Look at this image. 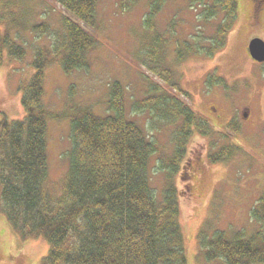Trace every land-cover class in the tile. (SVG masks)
<instances>
[{
	"label": "trees",
	"instance_id": "16d2710c",
	"mask_svg": "<svg viewBox=\"0 0 264 264\" xmlns=\"http://www.w3.org/2000/svg\"><path fill=\"white\" fill-rule=\"evenodd\" d=\"M58 1L70 14L62 16L64 31L53 36L46 23L33 27V31L46 33L53 40L49 49L40 47L33 56L31 66L35 72L22 98L25 115L21 119H0V189L12 227L24 237L46 238L50 249L43 264H190L175 178L188 154L194 127L207 137L213 130L209 121L184 100L190 98V93L180 86L164 51L168 35L154 33L152 18L162 0L153 2L144 20L145 29L152 35L145 45L142 63L180 97L148 81L146 97L135 100L132 108L137 114L148 113L149 133L132 119V113L128 116L126 89L119 81L110 84L104 116L91 108L72 105L69 114L65 112L70 120L72 147L67 152L68 170L61 192L49 171L48 117L60 115L53 113L44 100L45 70L54 57L59 58L66 74L88 70L90 55L100 39L92 32L99 25V0ZM193 2L201 7L198 31L189 41L176 40L178 61L192 53L217 55L239 19L238 0ZM5 19V14H0V26ZM15 38L10 32H0V65L4 53L12 59L25 58L26 48ZM210 75L209 86L214 82ZM167 127H173L170 140L174 147L163 157L158 155L157 134ZM237 130L230 122L228 132ZM224 133L221 135L227 138ZM233 148L227 144L210 152V161H227L233 156ZM157 156L158 162L151 167ZM154 168L167 180L161 191L151 184ZM250 216L258 226L252 234L242 229L229 235L220 229L211 236V223L207 224L206 232L202 230L198 239L208 262L222 259L225 264H264V192Z\"/></svg>",
	"mask_w": 264,
	"mask_h": 264
},
{
	"label": "rangeland",
	"instance_id": "374dc122",
	"mask_svg": "<svg viewBox=\"0 0 264 264\" xmlns=\"http://www.w3.org/2000/svg\"><path fill=\"white\" fill-rule=\"evenodd\" d=\"M154 1L99 0V25L92 32L100 43L90 55L89 69L66 74L59 58L54 57L45 70L44 100L53 113L60 115L59 118L48 117L50 178L59 192L68 170L67 152L72 147L70 120L65 116L72 105L91 108L104 116L110 84L119 81L126 89L128 116L132 113V119L149 133L148 113L137 114L132 108L135 100L146 97L148 81L160 84L169 95L180 97L179 92L142 63L145 45L152 35L145 29L144 20ZM193 1L162 0L152 21L154 33L168 35L169 43L164 51L180 86L190 93V98L184 100L209 121L213 130L212 136L207 137L194 127L196 131L189 140L188 154L181 161L175 178L188 259L190 264H225L222 259L206 260L198 236L202 230L206 232L209 223L211 236L220 229L227 230L229 235L242 229L252 234L258 229L250 213L264 192V62L250 56L247 43L252 36L264 39V19L253 22L254 0H238L239 19L223 50L214 57L192 53L178 61L176 40L189 41L191 34L198 31L197 16L201 7ZM257 2L262 3V0ZM0 14L6 16L0 32H10L14 38L17 34L19 37L15 39L26 48L22 60L4 53L6 56L0 65V119L3 116L10 120L21 119L25 115L24 88L35 72L31 66L33 56L40 47L49 49L53 40L46 33L33 31V27L46 23L54 36L64 31L62 16L70 14L58 0H0ZM174 29L177 35L173 38ZM209 75L214 80L211 86L207 83ZM232 120L238 127L237 133L228 132ZM172 128L167 127L157 134L159 156L166 157L173 152ZM221 132H225L228 139ZM227 144L234 146L233 156L227 161L212 163L210 152H217ZM159 156L153 157L151 167L156 165ZM166 182L163 172L156 171L151 176V184L158 191L163 190ZM49 249L45 237H24L14 230L0 189V264H43Z\"/></svg>",
	"mask_w": 264,
	"mask_h": 264
},
{
	"label": "water",
	"instance_id": "95a60500",
	"mask_svg": "<svg viewBox=\"0 0 264 264\" xmlns=\"http://www.w3.org/2000/svg\"><path fill=\"white\" fill-rule=\"evenodd\" d=\"M249 52L251 56L259 61H264V40L261 38H253L249 43Z\"/></svg>",
	"mask_w": 264,
	"mask_h": 264
},
{
	"label": "flooded vegetation",
	"instance_id": "af4514ba",
	"mask_svg": "<svg viewBox=\"0 0 264 264\" xmlns=\"http://www.w3.org/2000/svg\"><path fill=\"white\" fill-rule=\"evenodd\" d=\"M260 4H262V5H260ZM254 7H255V10H254V12H253V15H252V20H253V22H260V21H262L263 19H264V0H262V3H260V2H257V0H254ZM252 26H254V25H252ZM254 38V36H252L251 38H249V40H248V43H247V51L249 52V48H248V46H249V43H250V41L252 40ZM249 54H250V52H249ZM250 116V115H249ZM248 115H247V117H249ZM233 121V120H232ZM231 121V122H232ZM230 122V121H229ZM228 122V123H229ZM233 123H235L234 121H233ZM236 125V124H235Z\"/></svg>",
	"mask_w": 264,
	"mask_h": 264
}]
</instances>
